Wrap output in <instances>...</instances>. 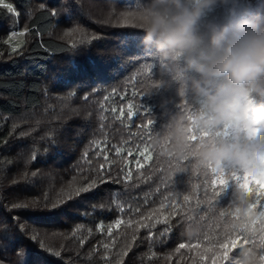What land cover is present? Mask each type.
I'll use <instances>...</instances> for the list:
<instances>
[{"label": "trees", "instance_id": "obj_1", "mask_svg": "<svg viewBox=\"0 0 264 264\" xmlns=\"http://www.w3.org/2000/svg\"><path fill=\"white\" fill-rule=\"evenodd\" d=\"M96 1L107 3L111 14L117 6L135 13L143 2ZM64 2L71 0H4L13 5L14 13L0 6V203L7 206L14 197L30 199L42 191L54 197L69 182L94 172L106 155L105 169L111 170L114 180L119 176L120 182H110L109 188L101 185L105 198L111 201L103 216H97L92 205L86 204L78 212L68 208L22 210L17 221L25 227H36L45 245L61 251L64 259L59 264H196V250L186 248L176 253V244L203 247L207 243L205 233L209 238L222 235L230 213L244 214L257 198L264 200V185L242 173L213 171L198 164L194 154L181 159L172 153L176 126L187 124L199 105L173 78L167 62L142 45L143 33L136 26L110 29L109 19L103 18L106 11L98 5L85 8L75 0L76 5L62 13ZM69 15L73 17L70 26L76 25L75 37L55 36L60 24L70 29ZM25 26L29 31L13 52L10 32L22 31ZM122 34H133L140 43L141 48L130 51L148 55L127 56L120 52L117 45ZM54 76L58 81L65 77L85 81L87 99L76 89L71 94L53 92ZM97 78L106 82L90 90L88 85ZM142 100L150 112L143 110ZM130 106L131 117L127 114ZM148 119L153 123L148 124ZM21 131L27 135L21 136ZM77 131L79 134L73 135ZM198 135L191 136L193 142ZM116 148L121 151L117 153ZM142 152L150 159L145 161ZM32 154L35 159L26 164ZM25 171L27 175L22 179ZM125 173H130L128 179ZM161 200L176 202L177 210L185 216L181 221L185 227L181 228L176 223L178 217L173 216L171 232L161 235L165 225L157 223L151 239L140 228L133 241L132 229L126 223L113 227L108 235L109 218L119 215L126 221L129 209L135 216V209L158 208ZM117 203L123 205L122 213ZM4 215L0 209V218ZM259 223L253 225L257 236ZM101 224L103 227H98ZM12 228L8 239L2 238L0 229V260L20 264L21 257L9 243L16 235L15 226ZM125 243L131 248L119 256ZM255 251L258 254L259 249ZM44 255L37 246L28 259L40 260ZM240 260L238 247L225 264Z\"/></svg>", "mask_w": 264, "mask_h": 264}, {"label": "clouds", "instance_id": "obj_2", "mask_svg": "<svg viewBox=\"0 0 264 264\" xmlns=\"http://www.w3.org/2000/svg\"><path fill=\"white\" fill-rule=\"evenodd\" d=\"M133 22L199 105L176 126L170 151L264 184V3L143 0Z\"/></svg>", "mask_w": 264, "mask_h": 264}, {"label": "snow or ice", "instance_id": "obj_3", "mask_svg": "<svg viewBox=\"0 0 264 264\" xmlns=\"http://www.w3.org/2000/svg\"><path fill=\"white\" fill-rule=\"evenodd\" d=\"M0 6L7 10L8 13H14L15 9L11 3H4V0H0ZM67 8L71 9L72 5H66ZM51 15L55 16V10L51 11ZM135 13L133 12H123L120 13V18L118 23L124 25H130L135 27L134 24ZM69 26L73 21V17L69 15L67 17ZM29 29L25 26L22 31L17 33L16 31L10 32V38L20 35L24 36L28 33ZM77 31L75 28H71L66 35H72L73 32ZM9 38V39H10ZM5 43H9V40H5ZM20 48V44H15L11 46V50L16 52ZM141 48L139 41L133 34H122L121 42L117 45V49L120 52L125 53L127 56H144L148 54L142 51H130V49H139ZM75 68V65H73ZM103 78H97L91 84L88 85L90 90H95V85L98 83H105ZM86 82L79 79H72L65 77L62 81H58L57 78L53 77V92L58 91H67L69 94L72 93V90L76 89L83 93L84 98L87 99V93L84 92ZM141 107L145 112L149 111V106L141 102ZM115 111V109H113ZM128 116L133 115L131 106L128 110ZM148 124H152L153 120L148 119ZM21 136L27 135L26 132L21 131L19 133ZM79 132H73V135H78ZM54 143V141H52ZM96 143V141H93ZM120 148H116V152L119 153ZM98 155H103V153H97ZM86 155V153H85ZM141 155L144 156V160L147 161L150 159V155H144L142 152ZM35 159V154H32L26 164L31 160ZM107 156H104L103 162H101L94 172L91 174L82 175L79 181H71L66 187H62L59 192L56 193L54 197H50L47 192H41L38 195L33 197L20 199L19 197H14L10 205L5 206L0 203V209H2L5 214L0 218V229H3L4 239L9 238V233L13 231L12 226H15V239L9 240L10 245L13 247V250L21 257L20 264H59L60 261L64 259L60 250L55 249L51 245H45L42 239L39 237L37 228L34 226L25 227L17 221V216H19L22 210H32V211H45L53 209H61L63 211L65 208L73 209L74 211H80L85 207L86 204L92 205L93 212L97 216H103L104 213L110 208L111 201L110 199L105 198L104 188L110 187L111 183H119V176L114 180L110 169H105L104 165L107 163ZM139 166L140 161H136ZM27 175L26 171L22 175V179ZM33 176L37 175L36 172L32 173ZM130 173H125L124 178L128 179ZM15 183V181H13ZM101 185L104 188H101ZM258 211H254L257 209ZM100 211H96L97 209ZM116 208L119 212H123V205L117 203ZM161 210H166L161 211ZM136 215H132V210L129 209L128 219L125 221L123 216H116L114 219H110V223L107 226V233L111 236L113 232V227L119 228L121 224L132 229L131 239L135 241L139 233L140 228H144L145 236L151 239L154 235L152 229L157 223L163 222L165 227L161 230L160 234L171 232V222L170 217L176 216L178 219L176 223L180 225L181 228L185 227L181 221L185 219V216L177 210V204L175 201H170L165 203L164 200L159 202V206L152 207L150 210L141 211L139 208L135 209ZM76 218V217H74ZM259 221V233L257 236V229L253 227ZM223 234L219 237L209 238L208 234H204V239L207 243L201 247L200 244L184 243L179 242L175 246V252L180 253L181 249L192 250L195 249L199 260L196 261V264H225L229 261L230 255L239 247L241 260L237 261L236 264H246V261L251 254L255 258V264H264V200L257 198L251 209L247 210L244 214L240 212H233L229 214V218L223 223ZM98 227H103V225H98ZM75 235V231L72 233ZM196 239H200L196 238ZM163 242V241H162ZM258 242V243H257ZM83 243V240L80 241ZM244 245H251L252 247L245 248ZM39 247L42 253L45 255L40 260H30L28 257L33 256L35 252V247ZM105 249L109 247L107 243L103 245ZM131 248L130 243H125L124 247L121 249L119 256L127 254V251ZM258 248L259 252L255 251ZM0 264H11V262L0 260ZM119 264V262H118Z\"/></svg>", "mask_w": 264, "mask_h": 264}, {"label": "rangeland", "instance_id": "obj_4", "mask_svg": "<svg viewBox=\"0 0 264 264\" xmlns=\"http://www.w3.org/2000/svg\"><path fill=\"white\" fill-rule=\"evenodd\" d=\"M75 0H71V2H64L61 4V7H60V11L62 13H65L67 10H69L66 5H69L71 4L72 6H75L76 3L74 2ZM79 4H81L83 7L87 8V7H94L95 5H98L99 9H104L106 12L103 14V18L105 19H109V24H107L108 27H110V29H112L113 27H123V26H129V25H124L122 23H118V20L119 18L117 17L118 15H120V13H123V12H127V11H124L122 8H120L119 6L115 7V11H114V14H111L110 11H108V6H107V3H99L97 2L96 0H76ZM77 18V17H76ZM135 24V23H134ZM76 25H72L70 26L71 28H75ZM69 28L63 26V25H59L56 29H55V36L59 37V38H62V39H71L73 37H75V32H73L72 35H66L67 32H69ZM21 30H19L20 32ZM17 32V33H19ZM25 36V35H24ZM24 36H20V35H17V36H14V37H11V43L12 45H15V44H21L22 43V39L24 38ZM97 36H102L101 34H97ZM99 43V42H97ZM100 45L102 46L103 44L100 43ZM264 185V184H263Z\"/></svg>", "mask_w": 264, "mask_h": 264}]
</instances>
